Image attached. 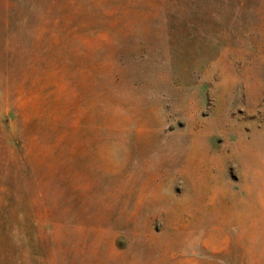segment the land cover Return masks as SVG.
Listing matches in <instances>:
<instances>
[{
  "label": "rangeland",
  "instance_id": "1",
  "mask_svg": "<svg viewBox=\"0 0 264 264\" xmlns=\"http://www.w3.org/2000/svg\"><path fill=\"white\" fill-rule=\"evenodd\" d=\"M0 264H264V0H0Z\"/></svg>",
  "mask_w": 264,
  "mask_h": 264
}]
</instances>
